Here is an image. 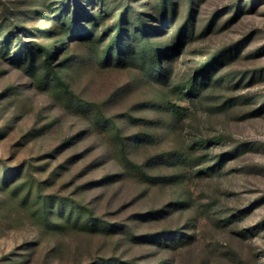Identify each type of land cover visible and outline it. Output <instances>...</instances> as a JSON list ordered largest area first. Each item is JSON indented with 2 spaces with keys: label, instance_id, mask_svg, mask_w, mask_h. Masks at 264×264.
Wrapping results in <instances>:
<instances>
[{
  "label": "rangeland",
  "instance_id": "obj_1",
  "mask_svg": "<svg viewBox=\"0 0 264 264\" xmlns=\"http://www.w3.org/2000/svg\"><path fill=\"white\" fill-rule=\"evenodd\" d=\"M0 264H264V0H0Z\"/></svg>",
  "mask_w": 264,
  "mask_h": 264
}]
</instances>
